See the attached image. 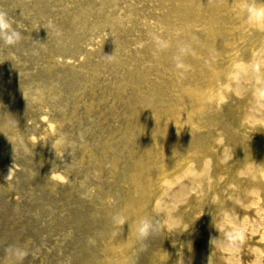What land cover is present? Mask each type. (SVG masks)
I'll use <instances>...</instances> for the list:
<instances>
[{
	"label": "rangeland",
	"instance_id": "374dc122",
	"mask_svg": "<svg viewBox=\"0 0 264 264\" xmlns=\"http://www.w3.org/2000/svg\"><path fill=\"white\" fill-rule=\"evenodd\" d=\"M246 2L0 0L23 33L0 41V264H264V29Z\"/></svg>",
	"mask_w": 264,
	"mask_h": 264
},
{
	"label": "clouds",
	"instance_id": "9594fccd",
	"mask_svg": "<svg viewBox=\"0 0 264 264\" xmlns=\"http://www.w3.org/2000/svg\"><path fill=\"white\" fill-rule=\"evenodd\" d=\"M234 10L238 16L244 17L245 23L249 27L264 29V0H247L246 3L238 4ZM22 36V31L14 26L8 13L0 11V41L8 46H14L22 39ZM113 222L117 226H123L128 223V218L125 215L117 214L113 217ZM156 227L157 225L151 218L140 217L135 222L137 238H147ZM8 251L17 261H22L28 255V251L23 247L10 246Z\"/></svg>",
	"mask_w": 264,
	"mask_h": 264
},
{
	"label": "bare ground",
	"instance_id": "6f19581e",
	"mask_svg": "<svg viewBox=\"0 0 264 264\" xmlns=\"http://www.w3.org/2000/svg\"><path fill=\"white\" fill-rule=\"evenodd\" d=\"M260 82H261V80H260ZM262 85L264 86V84H262ZM262 85L260 84L259 86L262 87ZM192 94L195 95L196 97H198V95H197L198 94V90L193 89L192 90ZM258 96H261V97L264 96V90L260 91L259 94H258ZM179 190L182 191L183 189L182 188H179ZM129 230L130 229L126 228L123 232H127ZM113 244H116V242L115 243L113 242ZM187 246L188 245H185V247H187ZM190 248H191V246L187 249L189 251L188 252L189 254H194L195 252H197L195 250H192L191 251ZM108 254L111 255V256H106V255L103 256L102 257L103 260L97 261L96 264H122L125 261V258L128 257V254H124L123 256L122 255L121 256H117V255L114 256L115 254L111 253L110 251L108 252ZM182 262H183L182 256H179L177 259H174L173 260V264H176V263L177 264H183Z\"/></svg>",
	"mask_w": 264,
	"mask_h": 264
}]
</instances>
